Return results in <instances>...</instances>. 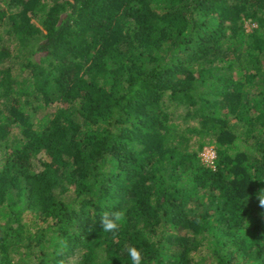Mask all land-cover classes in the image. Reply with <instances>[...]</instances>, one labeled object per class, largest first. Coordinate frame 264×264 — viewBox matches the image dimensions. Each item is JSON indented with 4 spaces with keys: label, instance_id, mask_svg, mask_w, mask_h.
<instances>
[{
    "label": "trees",
    "instance_id": "obj_1",
    "mask_svg": "<svg viewBox=\"0 0 264 264\" xmlns=\"http://www.w3.org/2000/svg\"><path fill=\"white\" fill-rule=\"evenodd\" d=\"M262 190L264 0H0V264H264Z\"/></svg>",
    "mask_w": 264,
    "mask_h": 264
},
{
    "label": "clouds",
    "instance_id": "obj_2",
    "mask_svg": "<svg viewBox=\"0 0 264 264\" xmlns=\"http://www.w3.org/2000/svg\"><path fill=\"white\" fill-rule=\"evenodd\" d=\"M213 151L215 149L213 148ZM264 191V190H262ZM260 206L264 207V197L260 198ZM126 221L124 211L107 212L105 211L100 218V226L104 232L115 234L119 231L120 225ZM128 254L132 260V264H142V251L136 247H129Z\"/></svg>",
    "mask_w": 264,
    "mask_h": 264
},
{
    "label": "rangeland",
    "instance_id": "obj_3",
    "mask_svg": "<svg viewBox=\"0 0 264 264\" xmlns=\"http://www.w3.org/2000/svg\"><path fill=\"white\" fill-rule=\"evenodd\" d=\"M250 28V26H248V29ZM213 146H209V147H205L204 151L202 152V156L203 159L206 162H210L211 161V155L213 154Z\"/></svg>",
    "mask_w": 264,
    "mask_h": 264
},
{
    "label": "built area",
    "instance_id": "obj_4",
    "mask_svg": "<svg viewBox=\"0 0 264 264\" xmlns=\"http://www.w3.org/2000/svg\"><path fill=\"white\" fill-rule=\"evenodd\" d=\"M214 158H215V151H213V154L211 155V161L210 162H212Z\"/></svg>",
    "mask_w": 264,
    "mask_h": 264
}]
</instances>
